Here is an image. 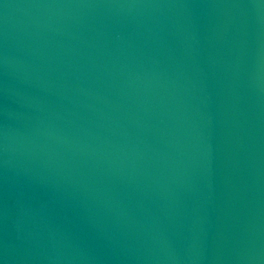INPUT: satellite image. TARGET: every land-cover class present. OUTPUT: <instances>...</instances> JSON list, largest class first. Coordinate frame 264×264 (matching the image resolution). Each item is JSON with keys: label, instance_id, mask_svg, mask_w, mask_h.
I'll return each mask as SVG.
<instances>
[{"label": "water", "instance_id": "obj_1", "mask_svg": "<svg viewBox=\"0 0 264 264\" xmlns=\"http://www.w3.org/2000/svg\"><path fill=\"white\" fill-rule=\"evenodd\" d=\"M0 264H264V0H0Z\"/></svg>", "mask_w": 264, "mask_h": 264}]
</instances>
